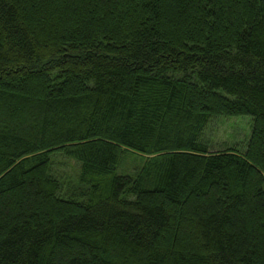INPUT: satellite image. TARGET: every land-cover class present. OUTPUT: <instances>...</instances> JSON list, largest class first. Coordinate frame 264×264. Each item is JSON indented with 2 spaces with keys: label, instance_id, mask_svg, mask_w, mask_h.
<instances>
[{
  "label": "trees",
  "instance_id": "obj_1",
  "mask_svg": "<svg viewBox=\"0 0 264 264\" xmlns=\"http://www.w3.org/2000/svg\"><path fill=\"white\" fill-rule=\"evenodd\" d=\"M0 264H264V0H0Z\"/></svg>",
  "mask_w": 264,
  "mask_h": 264
},
{
  "label": "rangeland",
  "instance_id": "obj_2",
  "mask_svg": "<svg viewBox=\"0 0 264 264\" xmlns=\"http://www.w3.org/2000/svg\"><path fill=\"white\" fill-rule=\"evenodd\" d=\"M220 129L214 131L215 136L219 135L223 138V141L229 145L236 144L237 147L243 148L248 140L249 132L251 129V119L249 117L240 118H226L223 123H220ZM228 131V134L223 131ZM219 148V145H215V149ZM147 159V156L138 154L135 152H129L126 154L125 162L123 163V171H130V169L142 165Z\"/></svg>",
  "mask_w": 264,
  "mask_h": 264
}]
</instances>
